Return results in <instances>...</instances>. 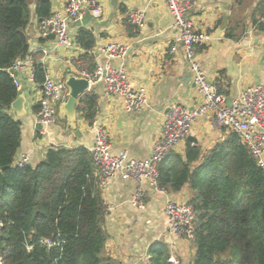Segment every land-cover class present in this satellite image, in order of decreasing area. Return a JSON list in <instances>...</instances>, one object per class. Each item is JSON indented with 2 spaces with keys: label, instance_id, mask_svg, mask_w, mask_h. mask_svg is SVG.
Instances as JSON below:
<instances>
[{
  "label": "crops",
  "instance_id": "1",
  "mask_svg": "<svg viewBox=\"0 0 264 264\" xmlns=\"http://www.w3.org/2000/svg\"><path fill=\"white\" fill-rule=\"evenodd\" d=\"M37 1L31 0L28 59L29 67L43 66L45 78L65 82L68 74L82 77L78 59L84 57L90 67H94L106 62L102 48L108 43L122 42L129 46L124 59H113L110 63L115 67L123 66L133 86L147 88L149 105L135 113L127 112L122 99L109 94L101 82L90 83L87 92L97 98L94 120L106 130L113 154L125 150L132 158H148L162 135L170 103L179 102L191 109L200 105L191 62L181 51L170 53L179 30L173 26L167 0H103L99 18L92 16L88 24L82 25L76 21L68 22L69 35L76 42L72 48L58 45L54 37L40 35V21L35 13ZM51 2L53 13L66 15L68 0ZM131 10L143 12V26L128 23ZM263 13L264 0H196L189 13L198 29L211 34V40L202 45L195 60L229 100L241 95L247 87L264 82V28H260L264 24L260 22ZM81 28L90 29L95 35L91 50H85L77 43ZM44 49H49V53L45 54ZM21 79V91L27 97V113L18 117L10 109L22 123L21 145L16 157L27 153L31 164L35 165L46 157L52 146L83 145L90 149L94 132L92 124L78 110L81 99L77 105L75 127L64 117L62 104L66 98L57 105V122L42 133L36 106H39L43 82L30 80L25 70ZM229 132L220 126L213 112L209 113L197 119L191 134L174 151L184 156L188 146L192 145L206 155L223 142ZM135 190L134 181L121 177L102 188L106 204L105 228L109 233L105 253L120 264H149L153 244L161 241L168 244L173 238L168 232V217L164 211L166 201H190L191 198L188 185L179 191L162 193L145 183L146 208L140 209L130 202ZM176 243L181 264H192L195 253L192 243L185 239H176Z\"/></svg>",
  "mask_w": 264,
  "mask_h": 264
},
{
  "label": "trees",
  "instance_id": "2",
  "mask_svg": "<svg viewBox=\"0 0 264 264\" xmlns=\"http://www.w3.org/2000/svg\"><path fill=\"white\" fill-rule=\"evenodd\" d=\"M35 13L39 21L50 17L51 0H38ZM31 17V0H0V257L5 264H120L105 253L106 204L89 148L52 146L35 165L14 164L22 123L10 112L20 90L9 68L29 54ZM76 39L85 50L95 45L90 29ZM35 79H45L40 64ZM96 105L94 94L81 97L78 110L90 124ZM169 154L159 166L160 184L171 191L188 185L196 209L192 264H264V168L241 137L230 131L206 155L192 145L184 156ZM151 250V264H171L165 241Z\"/></svg>",
  "mask_w": 264,
  "mask_h": 264
},
{
  "label": "built area",
  "instance_id": "3",
  "mask_svg": "<svg viewBox=\"0 0 264 264\" xmlns=\"http://www.w3.org/2000/svg\"><path fill=\"white\" fill-rule=\"evenodd\" d=\"M103 0H68L66 15L60 12L53 13L39 24L42 37L56 36L58 45L72 48L76 42L69 35V21L81 20L85 13L99 18L103 12ZM196 0H167L173 26L179 30L176 41L170 47V53L178 51L191 62V70L197 85L201 103L197 108H189L179 102H172L166 109V122L162 135L156 141L152 154L146 159L132 158L127 151L115 155L111 151L109 136L102 125L93 121L94 143L90 152L99 175L101 188L121 177L135 182L136 190L130 200L133 206L146 208L144 184L148 183L155 191L165 193L167 190L160 184L159 166L171 151H174L190 134L197 119L214 113L220 126L236 132L248 147L251 155L264 168V82L249 86L241 95L231 100L221 93L216 83L210 81L201 65L195 60L203 44L211 40V34L196 27L189 16ZM128 23L143 26V12L131 10L128 13ZM264 23V13L260 19ZM129 46L122 42H111L102 48L106 57L104 64L90 67L89 61L82 57L78 59L82 77L90 83H104L106 91L111 95L119 96L127 112L135 113L149 105V93L145 86L132 85L128 73L123 66L115 67L110 61L124 59ZM49 49H44L48 54ZM27 57L18 58L9 68V73L18 90L23 88L21 73H28L30 80L35 79L36 69L29 67ZM68 87L63 81H56L46 77L42 83V94L39 100L38 119L43 125L42 133L46 128L57 122V105L67 98ZM14 164L24 167L31 164V157L24 153L15 158ZM168 217V232L173 237L168 243L171 264H181L176 239H185L192 243L196 237V209L193 203L187 200L168 199L164 207ZM41 242L49 247L60 244L59 240L42 239ZM0 264H5L0 257ZM151 264V262L149 263Z\"/></svg>",
  "mask_w": 264,
  "mask_h": 264
},
{
  "label": "water",
  "instance_id": "4",
  "mask_svg": "<svg viewBox=\"0 0 264 264\" xmlns=\"http://www.w3.org/2000/svg\"><path fill=\"white\" fill-rule=\"evenodd\" d=\"M91 19L92 15L89 13V11H87L84 17L81 20H77L76 23L78 25L88 24ZM51 37L56 38L54 34H52ZM65 84L68 87V94L67 100L62 104V108L65 113L64 117L68 119L70 126L75 127L78 101L88 92L90 81L87 78L78 77L75 74H68ZM26 103L27 97L23 91H20L18 97L11 105V108L15 111V114L18 117L26 115ZM38 127L42 128L43 125L39 123Z\"/></svg>",
  "mask_w": 264,
  "mask_h": 264
},
{
  "label": "bare ground",
  "instance_id": "5",
  "mask_svg": "<svg viewBox=\"0 0 264 264\" xmlns=\"http://www.w3.org/2000/svg\"><path fill=\"white\" fill-rule=\"evenodd\" d=\"M38 118V117H37ZM47 129V128H46ZM177 148V147H176ZM168 155H170V154H168ZM99 188V187H98ZM152 254V253H151ZM150 261H151V259H150Z\"/></svg>",
  "mask_w": 264,
  "mask_h": 264
}]
</instances>
